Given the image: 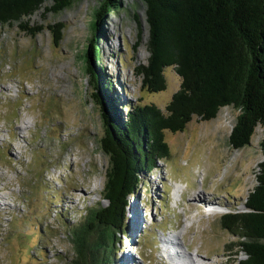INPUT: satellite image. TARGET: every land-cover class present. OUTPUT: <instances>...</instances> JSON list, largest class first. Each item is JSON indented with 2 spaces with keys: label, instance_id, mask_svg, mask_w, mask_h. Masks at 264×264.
<instances>
[{
  "label": "rangeland",
  "instance_id": "374dc122",
  "mask_svg": "<svg viewBox=\"0 0 264 264\" xmlns=\"http://www.w3.org/2000/svg\"><path fill=\"white\" fill-rule=\"evenodd\" d=\"M117 1L121 9L97 25L95 64L102 82L112 83L119 116L138 104L165 112L181 78L168 67L165 90L144 86L146 6L143 0ZM102 2L74 0L58 13H35L22 23L33 30L42 26L35 36L19 23L0 24V264H68L73 247L67 224L79 221L86 208L107 204L102 197L109 157L99 148L105 124L80 57ZM238 114L227 106L215 119L194 116L183 131L165 132L171 157L145 172L130 198L113 249L117 264H184L172 252L188 253L196 264H236L245 257L222 216L245 210L264 158V129L257 127L249 145L233 148L229 137ZM27 120L28 128H18ZM183 240L190 249L179 246Z\"/></svg>",
  "mask_w": 264,
  "mask_h": 264
},
{
  "label": "trees",
  "instance_id": "16d2710c",
  "mask_svg": "<svg viewBox=\"0 0 264 264\" xmlns=\"http://www.w3.org/2000/svg\"><path fill=\"white\" fill-rule=\"evenodd\" d=\"M150 35L147 64L141 66L144 86L150 92L166 89L165 69L174 67L181 78L164 112L154 104L131 106L124 117L109 93L112 83L101 78L98 63V22L118 12L121 2L103 0L94 9L92 38L80 54L94 89L95 104L105 124L100 150L109 157L102 200L88 207L82 218L67 224L73 256L68 264H117V236L122 232L130 198L142 175L158 160L171 157L165 132H181L193 117L215 119L231 106L239 111L229 137L235 149L249 145L258 126L264 129V0H143ZM74 0H0V24L19 23L31 35L28 18L42 10L58 13ZM54 33L56 25L48 26ZM61 37L56 38L59 42ZM264 155V138L260 142ZM256 186L245 210L222 216L223 226L238 237L236 264H264V158L258 164ZM116 249V248H115ZM113 250V252L111 251ZM111 251V252H110Z\"/></svg>",
  "mask_w": 264,
  "mask_h": 264
},
{
  "label": "bare ground",
  "instance_id": "6f19581e",
  "mask_svg": "<svg viewBox=\"0 0 264 264\" xmlns=\"http://www.w3.org/2000/svg\"><path fill=\"white\" fill-rule=\"evenodd\" d=\"M29 124H30V121H23L22 122V124L18 127V128H28L29 127ZM16 132V131H15ZM14 132V133H15ZM19 139V138H18ZM14 143V142H13ZM13 143H10L9 142V144H8V146H9V148L10 149H12L13 147H14V145H13ZM18 144V143H17ZM178 190L180 191L181 189H180V186H178ZM178 190H177V192H178ZM198 198L200 197L199 195L197 196ZM197 197H196V199H197ZM201 199V198H200ZM199 200V199H198ZM144 217H145V215L143 214V215H141L140 217H139V220H141V219H144ZM174 237H176L177 238V240H179V237L178 236H175V235H173ZM169 242V245H172L173 244V241L171 240V241H168ZM185 243V246L187 247V248H189L190 249V247L191 246H189V244L187 245L186 244V242H185V240H183V242H179V246L180 247H182V244H184ZM175 244V243H174ZM165 250V249H164ZM170 252H171V250H170ZM168 255V254H167ZM192 256V255H191ZM190 256V254H185V256L183 255V254H179L178 252H172V255L170 256V257H174V258H177V257H179V259H181L182 261H183V259H184V264H196V262L194 261L195 259H193V257H191ZM196 256H200L199 255V253H197L196 254ZM181 257H184L183 259L181 258ZM185 257L186 258H188L189 260V262H187V261H185ZM177 261V260H176ZM182 261H180V262H182ZM172 263V262H171ZM177 264V263H176ZM180 264V263H179ZM202 264H204V262L202 261Z\"/></svg>",
  "mask_w": 264,
  "mask_h": 264
}]
</instances>
